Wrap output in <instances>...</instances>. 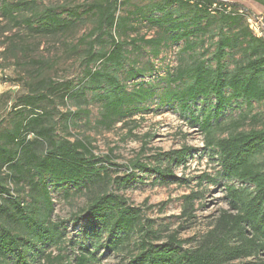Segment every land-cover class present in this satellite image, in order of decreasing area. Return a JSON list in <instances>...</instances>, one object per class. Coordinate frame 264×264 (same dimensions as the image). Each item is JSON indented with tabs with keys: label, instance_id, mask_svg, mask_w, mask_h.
<instances>
[{
	"label": "trees",
	"instance_id": "16d2710c",
	"mask_svg": "<svg viewBox=\"0 0 264 264\" xmlns=\"http://www.w3.org/2000/svg\"><path fill=\"white\" fill-rule=\"evenodd\" d=\"M253 1L264 6V0ZM126 4L120 0H98L87 11L97 21L87 35L92 41L85 53L79 87L42 81L43 91L20 97L16 107L23 109L22 119L0 133V264H41L33 257L44 254L40 245H55L62 239L58 226L51 224L53 183L71 185L89 195L83 213L93 249L127 250L126 264H232L245 259L255 260L249 264H264V128L242 129L249 117L245 114L232 121L223 131L226 133L216 132L222 126L219 119L223 111L234 101H242L250 108L254 103L264 107V37L249 28L247 14L253 12L224 0H158L133 12L157 29L158 35L128 41L115 34L133 28L128 26L129 16L118 15ZM33 5L5 2L1 10L5 18L18 24L19 12ZM79 20L78 12L70 13L68 18L46 9L39 15L36 28L41 33L58 34L73 28ZM24 22L34 27L31 18ZM181 43L182 54L188 59H182L169 73L167 84L174 88L165 96L177 100L183 111H190L191 105L200 100L213 101L204 118L194 114L192 117L206 133L207 147L219 157V176L241 185L226 187L230 210L223 211L203 238L189 249L184 247L187 241H180L175 234L162 242L164 237L155 222L147 220L143 211L123 195L108 188L114 183L119 188L127 186L138 173L155 176V183L161 186L176 183L175 169L185 166L192 149L159 153L154 166L132 162L125 176L113 178L106 165L97 167L103 161L80 141L58 137L51 113L41 107L49 101L47 90L50 94L62 91V102H77L78 111L67 113V121L80 114L89 115L83 105L100 102L99 124L111 128L156 96L155 88L144 84L128 90L126 81L147 74V69L134 65L122 80L128 54L150 47L151 55L158 57L164 47ZM29 135L35 139L28 140ZM4 169L9 172L4 174ZM25 193L31 198L30 203H25ZM196 198L195 193L185 196L182 219L193 217ZM47 262L56 263L50 257ZM75 264H96L95 252L86 248Z\"/></svg>",
	"mask_w": 264,
	"mask_h": 264
},
{
	"label": "rangeland",
	"instance_id": "374dc122",
	"mask_svg": "<svg viewBox=\"0 0 264 264\" xmlns=\"http://www.w3.org/2000/svg\"><path fill=\"white\" fill-rule=\"evenodd\" d=\"M21 1L32 2L34 5L19 12L18 24L10 22L2 14V5L5 2ZM97 1L0 0V133L12 129L22 119L20 112L23 109L16 107L20 97L43 91L42 81L72 83L74 87H79L85 70V53L92 41L87 35L94 29L97 21L87 11ZM120 1H126L127 4L121 7L118 15L129 16L128 26L133 28L115 32L118 38L130 41L141 37L153 39L158 35L157 29L142 22L141 16L133 14L137 7H145L158 0ZM224 1L240 4L254 14L264 16V6L253 0ZM46 9H53L68 18L70 13L78 12L81 20L73 28L58 34L41 33L36 28L37 21L41 12ZM29 18L33 22V28L24 22V19ZM127 36L129 37L126 38ZM150 52V47H143L140 53L131 51L121 78L123 80L134 65L139 69H147V74L126 81V85L129 91L139 84L154 87L156 96L134 109L133 114L123 122L111 128L99 124L102 111L100 102L83 105L82 109L89 112V115L80 114L67 121V113L77 112L79 107L75 99L62 102V91L50 94L46 89L49 101L42 103L41 107L43 111L51 113V124L58 137L71 142L80 141L91 154L103 161L97 167L106 165L113 178L125 176L132 162L140 161L154 166L155 155L159 153L192 149L185 166L175 169L174 174L178 179L176 183L161 186L155 183V176L138 173L137 178L129 185L119 188V184L114 183L108 188L110 192L123 195L131 205L140 208L147 220L154 221L164 237L162 242L167 241L169 235L175 234L180 241H187L184 247L189 249L203 238L223 211L230 210L226 187L241 185L219 176V157L207 147L206 133L192 117L194 114L195 117L204 118L214 105L213 101L200 100L191 105L190 111H183L177 100H169L165 96L174 88L167 84L169 73L175 71L182 59H188L182 54V43L164 47L158 57H153ZM245 114L249 117L242 129L264 128L262 105L254 103L250 108L242 101H234L223 111L219 119L222 126L216 128L217 134L226 133L223 131L228 130L229 124ZM254 115H257L255 119ZM34 139L33 135H29L28 140ZM3 172L7 174L9 171L4 169ZM50 189L54 203L51 224L58 226L63 237L58 244L40 245L44 254L33 256L38 263L46 264L50 257V260L56 262L54 264H75L81 253L89 248L91 252H95L96 264H126L127 250L108 252L105 249H93V239L88 233L86 215L83 213L89 200L87 193L79 192L71 185L54 183ZM193 193L197 195L193 202V217L186 221L181 218L184 198ZM24 201L26 204L31 202L26 193ZM191 239L194 241L191 242ZM252 261L255 260L245 259L232 264H249Z\"/></svg>",
	"mask_w": 264,
	"mask_h": 264
},
{
	"label": "built area",
	"instance_id": "2783aa9c",
	"mask_svg": "<svg viewBox=\"0 0 264 264\" xmlns=\"http://www.w3.org/2000/svg\"><path fill=\"white\" fill-rule=\"evenodd\" d=\"M247 22H248L249 28L258 37H264V20L262 16H258L254 13H248Z\"/></svg>",
	"mask_w": 264,
	"mask_h": 264
}]
</instances>
